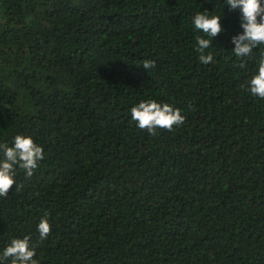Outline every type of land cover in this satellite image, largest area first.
<instances>
[{
  "label": "trees",
  "instance_id": "trees-1",
  "mask_svg": "<svg viewBox=\"0 0 264 264\" xmlns=\"http://www.w3.org/2000/svg\"><path fill=\"white\" fill-rule=\"evenodd\" d=\"M240 32L225 0H0V159L16 135L44 149L0 197V256L29 236L38 264H264V99L241 87L260 50L236 66ZM149 99L184 123L138 128Z\"/></svg>",
  "mask_w": 264,
  "mask_h": 264
},
{
  "label": "clouds",
  "instance_id": "clouds-1",
  "mask_svg": "<svg viewBox=\"0 0 264 264\" xmlns=\"http://www.w3.org/2000/svg\"><path fill=\"white\" fill-rule=\"evenodd\" d=\"M225 4L230 10L239 9L240 12L242 32L233 35L230 40L233 45L232 52L239 60L236 66L245 68L247 60L253 58L254 50H260L255 74L241 87L246 88L252 96L264 99V3L262 0H225ZM210 13L206 10L199 11L192 18L195 30L204 34L195 36V51L198 53L199 62L205 65L212 63L214 59L213 53L207 51L212 46V39L223 31L221 16ZM142 66L148 70L155 67V62L145 60ZM131 119L138 128L146 130L150 135H156L158 128L172 131L174 126L182 125L185 121L179 108L152 99L133 106ZM2 152L0 197H7L16 184V166L24 170L27 177H31L38 162L44 159V149L34 143L30 136L16 135L11 146H2ZM36 227L39 240H45L51 232L47 213L40 218ZM29 242V236L12 239L0 256V264L4 261H10V264H38L34 259L35 249Z\"/></svg>",
  "mask_w": 264,
  "mask_h": 264
}]
</instances>
